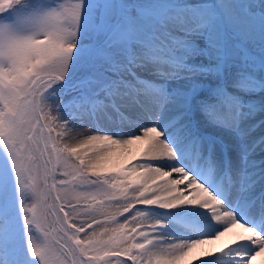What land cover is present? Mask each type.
<instances>
[{
    "label": "snow or ice",
    "instance_id": "obj_1",
    "mask_svg": "<svg viewBox=\"0 0 264 264\" xmlns=\"http://www.w3.org/2000/svg\"><path fill=\"white\" fill-rule=\"evenodd\" d=\"M235 227L194 264L264 252V0H0V264H184Z\"/></svg>",
    "mask_w": 264,
    "mask_h": 264
},
{
    "label": "bare ground",
    "instance_id": "obj_2",
    "mask_svg": "<svg viewBox=\"0 0 264 264\" xmlns=\"http://www.w3.org/2000/svg\"><path fill=\"white\" fill-rule=\"evenodd\" d=\"M143 77H146V80H149L152 76L151 74L142 73ZM142 80H145L144 78H141ZM204 133L206 136H214L217 140L220 139L221 136H224L226 139H228V133L224 129H220L215 125H205L204 127ZM147 142L145 141H137L127 147V149L123 150L118 157H115V162L117 165H124L127 162H131L134 159H139L143 155V151L147 148ZM235 146L233 147V152H235ZM229 159H231V156H229ZM176 178V177H173ZM228 233H225L222 237H220L218 240H215L211 243H206L203 245H200L196 247L192 253L189 254V256L185 259L184 264H194V261L200 257L203 256L206 252H218L222 248H226L227 246L231 245V242L228 241ZM251 264H264V252L260 253L256 257H254L251 261Z\"/></svg>",
    "mask_w": 264,
    "mask_h": 264
},
{
    "label": "rangeland",
    "instance_id": "obj_3",
    "mask_svg": "<svg viewBox=\"0 0 264 264\" xmlns=\"http://www.w3.org/2000/svg\"><path fill=\"white\" fill-rule=\"evenodd\" d=\"M148 74H151V73H148ZM142 75H144V74H141V77L140 78H144L146 80L147 78L146 77H143ZM69 95H71V94H69Z\"/></svg>",
    "mask_w": 264,
    "mask_h": 264
}]
</instances>
